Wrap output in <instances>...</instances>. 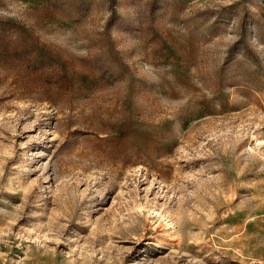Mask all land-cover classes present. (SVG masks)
I'll list each match as a JSON object with an SVG mask.
<instances>
[{"label": "rangeland", "instance_id": "374dc122", "mask_svg": "<svg viewBox=\"0 0 264 264\" xmlns=\"http://www.w3.org/2000/svg\"><path fill=\"white\" fill-rule=\"evenodd\" d=\"M0 264H264V0H0Z\"/></svg>", "mask_w": 264, "mask_h": 264}]
</instances>
